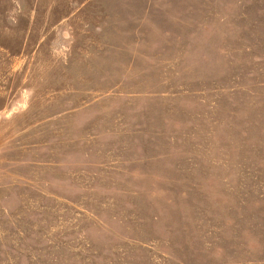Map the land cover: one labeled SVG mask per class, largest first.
I'll list each match as a JSON object with an SVG mask.
<instances>
[{
	"label": "rangeland",
	"instance_id": "1",
	"mask_svg": "<svg viewBox=\"0 0 264 264\" xmlns=\"http://www.w3.org/2000/svg\"><path fill=\"white\" fill-rule=\"evenodd\" d=\"M0 264H264V0H0Z\"/></svg>",
	"mask_w": 264,
	"mask_h": 264
}]
</instances>
